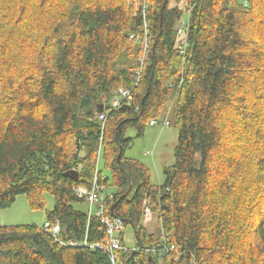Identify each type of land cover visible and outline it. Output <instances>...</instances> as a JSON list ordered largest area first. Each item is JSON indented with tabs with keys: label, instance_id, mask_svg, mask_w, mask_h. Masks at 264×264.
<instances>
[{
	"label": "trees",
	"instance_id": "trees-1",
	"mask_svg": "<svg viewBox=\"0 0 264 264\" xmlns=\"http://www.w3.org/2000/svg\"><path fill=\"white\" fill-rule=\"evenodd\" d=\"M121 89L129 108L111 105ZM165 116L178 130L175 162L153 185L125 157L127 133L143 137ZM100 146L105 215L134 231L133 248L121 233L117 262L264 264V0H0V208L26 196L44 209L49 194L59 239L88 244L0 226V264H113L92 248L106 226L74 207ZM146 206L158 235L143 224ZM164 245L175 249L148 252Z\"/></svg>",
	"mask_w": 264,
	"mask_h": 264
},
{
	"label": "rangeland",
	"instance_id": "rangeland-1",
	"mask_svg": "<svg viewBox=\"0 0 264 264\" xmlns=\"http://www.w3.org/2000/svg\"><path fill=\"white\" fill-rule=\"evenodd\" d=\"M187 16L185 17V19ZM166 116L161 118L164 121ZM127 137L133 139L131 147L126 149L125 157L133 159L143 164L151 174V183L159 185L164 181V169L174 164V150L178 140V130L170 120V126L161 127L159 125L152 127L147 126L143 137H137V131L129 129ZM151 154L148 155L147 153ZM104 159H100V169H103ZM105 176L110 177L108 170L104 171ZM74 207L84 213L89 214L90 204L75 203ZM54 208L53 196H45V207L40 210H32L29 207L26 196H19L12 207L8 209L0 208V226H19V225H37L43 227L46 222L47 213ZM143 224L150 233L159 234L158 218L152 214V221ZM125 245L128 248L134 246V231L132 227L124 229Z\"/></svg>",
	"mask_w": 264,
	"mask_h": 264
},
{
	"label": "built area",
	"instance_id": "built-area-1",
	"mask_svg": "<svg viewBox=\"0 0 264 264\" xmlns=\"http://www.w3.org/2000/svg\"><path fill=\"white\" fill-rule=\"evenodd\" d=\"M187 30H188V23L187 21H182L179 28H178V37L181 39V47L184 49L183 53H185V49L187 46ZM132 99V92L128 90L121 89L117 96L113 99L111 105L113 108H118L122 105H128L129 101ZM98 120L103 124L106 121L105 114L101 113L98 115ZM161 126V127H168L170 125V121L168 117L164 121L160 120H153L150 122V126ZM102 145V143L100 144ZM102 155V147L100 146L99 155H98V163L96 169V176L91 189L78 187L74 189L75 195L77 198L85 200L87 203L90 204V211L88 214L89 220L92 217L100 218L102 223L106 226L107 229V241L104 245L96 243L92 245V248H98L100 250H105L111 257L113 264H121L117 262L116 259V252L123 250L122 240H121V233L124 232L125 223L120 218H115L112 216L105 215V200H104V192L106 188L101 186L98 180V171L100 166V159ZM152 221V213L150 209L146 206L144 212V222L149 223ZM45 232L50 234L57 243L62 245L63 247H84L88 246L87 240L82 243H64L59 239V235L61 232V227L57 223L56 225H52L50 222H45L42 227ZM175 248L171 246V248L164 245L163 247L159 248V250H149L148 252L151 253H158L159 255L165 254L169 251H173Z\"/></svg>",
	"mask_w": 264,
	"mask_h": 264
},
{
	"label": "water",
	"instance_id": "water-1",
	"mask_svg": "<svg viewBox=\"0 0 264 264\" xmlns=\"http://www.w3.org/2000/svg\"><path fill=\"white\" fill-rule=\"evenodd\" d=\"M125 107L126 108H129L128 105H125ZM103 111H104V107L102 106L101 109H100V112H103ZM65 177L71 179L74 182H78V180H79V173L76 170H71V171L65 173ZM131 191H132V187L130 186L129 190L127 191V193L123 197H128L129 194L131 193ZM123 197H121V199ZM118 204H119V201L116 202L115 204H113L110 207L111 214H114V211H115L116 207L118 206Z\"/></svg>",
	"mask_w": 264,
	"mask_h": 264
},
{
	"label": "crops",
	"instance_id": "crops-1",
	"mask_svg": "<svg viewBox=\"0 0 264 264\" xmlns=\"http://www.w3.org/2000/svg\"><path fill=\"white\" fill-rule=\"evenodd\" d=\"M147 154H148V155H150L151 153H150V152H148ZM134 244H135V243H134ZM132 247H134V246H132ZM132 247H131V248H132Z\"/></svg>",
	"mask_w": 264,
	"mask_h": 264
},
{
	"label": "bare ground",
	"instance_id": "bare-ground-1",
	"mask_svg": "<svg viewBox=\"0 0 264 264\" xmlns=\"http://www.w3.org/2000/svg\"><path fill=\"white\" fill-rule=\"evenodd\" d=\"M47 222V221H46Z\"/></svg>",
	"mask_w": 264,
	"mask_h": 264
}]
</instances>
